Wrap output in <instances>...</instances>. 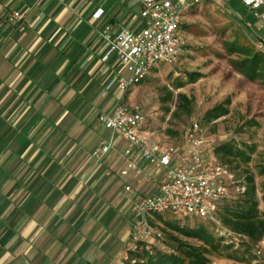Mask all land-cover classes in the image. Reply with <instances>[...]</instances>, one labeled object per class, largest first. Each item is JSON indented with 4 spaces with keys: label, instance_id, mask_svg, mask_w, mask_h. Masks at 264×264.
<instances>
[{
    "label": "crops",
    "instance_id": "crops-1",
    "mask_svg": "<svg viewBox=\"0 0 264 264\" xmlns=\"http://www.w3.org/2000/svg\"><path fill=\"white\" fill-rule=\"evenodd\" d=\"M213 1L228 12L237 2ZM139 10L138 0H0V264H116L132 244V207L156 195L161 169L134 153L140 175L121 176L125 141L100 125L89 152L79 141L118 97L119 65L103 60L100 34L138 30ZM103 141L111 151L97 160Z\"/></svg>",
    "mask_w": 264,
    "mask_h": 264
},
{
    "label": "rangeland",
    "instance_id": "rangeland-1",
    "mask_svg": "<svg viewBox=\"0 0 264 264\" xmlns=\"http://www.w3.org/2000/svg\"><path fill=\"white\" fill-rule=\"evenodd\" d=\"M238 4L237 1L229 5L228 12L227 7L224 8L217 1L201 0L193 11H187L182 16L179 28L183 44L180 54L171 64H158L153 68L144 81L135 85L126 94L124 104L137 108L142 113L144 133L152 134L153 137L170 145H177L190 123L197 122L200 124L202 134L210 142L212 150L225 143L235 145L244 151L252 148L253 151L249 154L250 161L246 165H240L238 169H228L235 176V181L240 182L239 185L244 188L246 173L253 177L259 202L258 209L261 212L263 209L261 196L264 189V87L258 82H249L240 75L230 65V60L235 56H228L223 49L224 43L235 40L254 49L255 42L252 36L236 18L251 22L252 17L242 16ZM188 73L199 76L195 81L188 82L186 77ZM179 84L180 87L176 88ZM181 96L186 98L187 105L180 101ZM224 102L228 103L227 115L213 122H206L205 113ZM178 104L182 105L181 109H176ZM92 122L94 130L86 131L85 137L79 141V146L84 148L86 146L87 152L88 148H91L92 137L94 139L96 130H99L95 116L92 117ZM231 187L234 191L236 185ZM233 194V198L241 195ZM227 203L223 202L221 206ZM232 204L229 203L231 206ZM152 217L148 220L152 223V226L150 223L149 225L153 230V240L145 245L153 248L152 253L154 250L169 252L166 234L174 233L164 229V225ZM161 218L188 228L200 224L214 238H218L219 249L205 255L210 264H264V243L262 246L251 245L245 236L233 233L222 226L217 215L216 222L193 217L187 219L170 213H164ZM177 238L190 245L204 248L198 241L182 236ZM131 250L133 249L130 242L123 251V256L116 260V264H126L128 252Z\"/></svg>",
    "mask_w": 264,
    "mask_h": 264
},
{
    "label": "built area",
    "instance_id": "built-area-1",
    "mask_svg": "<svg viewBox=\"0 0 264 264\" xmlns=\"http://www.w3.org/2000/svg\"><path fill=\"white\" fill-rule=\"evenodd\" d=\"M138 1L140 10L134 16L141 25L138 30L120 29L114 34L112 27L106 25L100 34L105 44L103 60L112 56L120 70L113 77L118 89L117 102L109 114L97 117L100 126L119 134L125 141L122 154L126 165L120 172L121 176H127L129 172L140 175V170L131 160L134 153L147 165L161 169L156 195L142 198L132 207L136 218L131 244L133 250L139 242L148 244L153 240L148 220L151 216L170 213L177 217L216 222L218 207L233 198V193L243 194L245 191L231 171L214 157L199 123H190L177 145H161L141 133L142 113L124 104L126 94L144 81L153 68L158 64H171L180 54L183 45L179 33L182 16L190 7L200 3V0ZM237 1L260 21L256 31L263 34L256 39L259 50L264 52V0ZM19 18V13L14 12L8 21ZM110 151L111 144L103 141L93 150L92 156L99 160ZM233 185H236L234 191ZM124 190L130 192L129 187ZM263 243L262 239L258 245Z\"/></svg>",
    "mask_w": 264,
    "mask_h": 264
},
{
    "label": "trees",
    "instance_id": "trees-1",
    "mask_svg": "<svg viewBox=\"0 0 264 264\" xmlns=\"http://www.w3.org/2000/svg\"><path fill=\"white\" fill-rule=\"evenodd\" d=\"M251 36L255 42L253 45L254 49L243 46L236 40L224 43L223 49L228 56H235L233 60H230V65L240 75L247 81L258 82L264 87V52L259 50L257 39L253 35ZM198 76L195 73H188L186 75L187 81L193 82ZM179 87L180 84L176 88ZM180 101L185 105L188 103L186 98L182 96ZM227 104V102H224L206 112L204 120L210 123L227 115ZM181 108L182 105L178 104L176 109ZM184 111L188 113L185 108ZM252 151V148L244 151L235 145L225 143L214 147L212 153L220 164L233 170L238 169L240 165H246L250 161L249 154ZM245 184L246 188L243 194L237 196V198L234 197L225 201L226 203H233L232 206L229 203L224 206L220 205L216 215L222 226L233 233L245 236L251 245H256L264 239V189L261 196L263 209L260 212L254 180L247 173L245 176ZM153 217L164 225V229L177 236L198 241L204 248L190 245L178 239L174 234H166L168 239L166 246L169 252L154 250L152 253L153 248L150 249L145 243L139 242L134 250L128 252L126 264H210L205 255L210 251L218 250L220 243L218 242V238H214L204 226L198 224L193 228H188L179 226L176 222L164 221L161 215H153ZM183 218L188 219L189 217ZM149 223L152 226L150 221Z\"/></svg>",
    "mask_w": 264,
    "mask_h": 264
}]
</instances>
